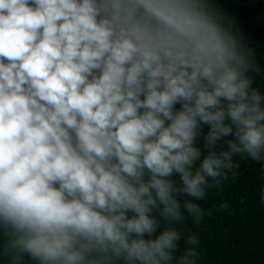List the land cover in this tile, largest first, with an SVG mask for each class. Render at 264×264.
Returning a JSON list of instances; mask_svg holds the SVG:
<instances>
[{
	"label": "clouds",
	"instance_id": "obj_1",
	"mask_svg": "<svg viewBox=\"0 0 264 264\" xmlns=\"http://www.w3.org/2000/svg\"><path fill=\"white\" fill-rule=\"evenodd\" d=\"M260 73L205 0H0V264H197Z\"/></svg>",
	"mask_w": 264,
	"mask_h": 264
},
{
	"label": "trees",
	"instance_id": "obj_2",
	"mask_svg": "<svg viewBox=\"0 0 264 264\" xmlns=\"http://www.w3.org/2000/svg\"><path fill=\"white\" fill-rule=\"evenodd\" d=\"M218 20L251 52L261 73L255 86L264 93V0H205ZM179 110L180 105L175 106ZM207 132V126H203ZM236 174L231 172L202 200H193L205 210L197 223L185 213V237L199 239L197 264H264V163L245 157ZM186 199H191L186 197ZM226 203V209L221 208ZM180 241V251L185 247Z\"/></svg>",
	"mask_w": 264,
	"mask_h": 264
}]
</instances>
